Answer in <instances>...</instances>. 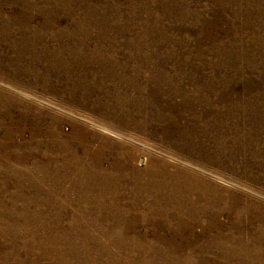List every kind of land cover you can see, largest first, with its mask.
<instances>
[{
    "label": "rangeland",
    "instance_id": "obj_1",
    "mask_svg": "<svg viewBox=\"0 0 264 264\" xmlns=\"http://www.w3.org/2000/svg\"><path fill=\"white\" fill-rule=\"evenodd\" d=\"M214 115L264 138V0H0V264H264V158Z\"/></svg>",
    "mask_w": 264,
    "mask_h": 264
},
{
    "label": "bare ground",
    "instance_id": "obj_2",
    "mask_svg": "<svg viewBox=\"0 0 264 264\" xmlns=\"http://www.w3.org/2000/svg\"><path fill=\"white\" fill-rule=\"evenodd\" d=\"M32 4V3H31ZM35 8V7H34ZM30 9V8H29ZM96 15V14H95ZM106 21H108V20H106ZM78 22V21H77ZM82 23V22H81ZM80 23V24H81ZM100 23V22H99ZM102 23V22H101ZM141 23V22H140ZM15 24H17V23H15ZM103 24V23H102ZM112 24V23H111ZM194 24V23H193ZM98 25V24H97ZM96 25V26H97ZM207 25H208V23H207ZM9 26V25H8ZM100 26V25H99ZM103 26V25H102ZM104 27V26H103ZM112 27V26H111ZM123 28V27H122ZM203 28V27H202ZM6 29V28H5ZM79 29V28H78ZM95 29V28H94ZM37 30V29H36ZM77 30V29H76ZM86 30V29H85ZM124 30V29H123ZM81 32V31H80ZM14 35V34H13ZM75 35V34H74ZM75 37V36H74ZM83 37V36H82ZM33 39H34V37H33ZM86 39V38H85ZM24 41V40H23ZM39 42V41H38ZM30 43H31V41L30 42H28V43H25L27 46H29L30 45ZM35 43V42H34ZM82 43V42H81ZM24 44V45H25ZM33 46L34 45H36V47H37V43H35V44H33V43H31ZM216 46V45H215ZM47 47V46H46ZM63 48V47H62ZM50 49L51 48H44V52H46V51H50ZM65 49V48H64ZM68 49H70V48H68ZM76 49V48H75ZM113 49V48H112ZM116 49V48H115ZM32 50V49H31ZM70 50H72V49H70ZM110 50V49H109ZM135 50V49H134ZM52 51H53V49H52ZM60 51V50H59ZM102 51V50H101ZM55 52V51H54ZM76 52V51H75ZM112 52V51H111ZM110 52V53H111ZM51 53H53V52H51ZM70 53V52H69ZM124 53V52H123ZM128 53V52H127ZM184 53H185V51H184ZM41 54V53H40ZM61 54H62V52H61ZM77 54V53H76ZM107 53H105V55H106ZM113 54V53H112ZM120 54V53H119ZM162 54H163V52H162ZM166 54V53H165ZM187 54V53H186ZM192 54V53H191ZM45 55V54H44ZM68 55V54H67ZM118 55V54H117ZM116 55V56H117ZM122 55V54H121ZM164 55V54H163ZM190 55V54H189ZM23 56V55H22ZM21 56V57H22ZM25 56V55H24ZM48 56H50V57H53L54 59L56 58V57H58L57 55H48ZM59 56H60V54H59ZM62 56V55H61ZM115 56V55H114ZM20 57V58H21ZM63 57H65V56H63ZM76 57V56H75ZM89 57V56H88ZM34 58V57H33ZM86 58V57H85ZM84 58V59H85ZM126 58V57H125ZM156 58V57H155ZM166 58V57H165ZM189 58V57H188ZM199 58V57H198ZM38 59V58H37ZM46 59V58H45ZM49 59V58H48ZM47 59V60H48ZM70 59V58H69ZM69 59H67V60H69ZM102 59V58H101ZM117 59H119V58H117ZM179 59H181V58H179ZM23 60V59H22ZM39 60V59H38ZM52 60V59H51ZM62 60H63V58H62ZM72 60V59H71ZM70 60V61H71ZM85 60H87V59H85ZM114 59H112V61H113ZM122 60V59H121ZM176 60V59H175ZM36 61V60H35ZM74 61H76L78 64H84V60H83V57H81V58H79V56H78V59L77 60H75L74 59ZM110 61V60H109ZM117 61V60H116ZM160 61V60H159ZM24 62V61H23ZM41 62V61H40ZM44 62V61H43ZM58 63V62H57ZM65 63H66V61H65ZM64 63V64H65ZM92 63V62H91ZM120 63V62H119ZM154 63V62H153ZM50 64V63H49ZM54 64H56V63H54ZM93 64V63H92ZM121 64V63H120ZM124 64V63H123ZM164 64V63H163ZM101 65V64H100ZM105 65H107L106 63H105ZM63 66V65H62ZM112 66V65H111ZM121 66H123V65H121ZM71 67V66H70ZM113 67V66H112ZM124 67V66H123ZM72 68V67H71ZM92 68V67H91ZM98 68V67H97ZM58 69V68H57ZM63 69V68H62ZM83 69V68H82ZM104 69H105V67H104ZM117 69V68H116ZM119 69V68H118ZM144 69V68H143ZM157 69H159V68H157ZM164 69H166V68H164ZM43 70H44V66H43ZM80 70V69H79ZM110 70V69H109ZM155 70V69H154ZM49 71V70H48ZM53 71V70H52ZM106 71V70H105ZM164 71H166V70H164ZM100 72V71H99ZM144 73V72H143ZM142 73V74H143ZM168 73V72H167ZM216 73V72H215ZM56 74V73H55ZM83 74V73H82ZM106 74V73H105ZM109 74V73H108ZM122 74V73H121ZM217 74V73H216ZM107 75V74H106ZM135 75V74H134ZM166 75V74H165ZM95 76V75H94ZM97 76V75H96ZM119 76V75H118ZM144 76V75H143ZM91 78V77H90ZM174 78V77H173ZM141 80V79H140ZM153 81V80H152ZM157 81V80H156ZM97 82V81H96ZM110 82V81H109ZM139 82V81H138ZM161 82V81H160ZM206 82V81H205ZM229 82V81H228ZM228 82H227V84H228ZM73 83V82H72ZM100 83V82H99ZM116 83V82H115ZM223 83V82H222ZM113 84V83H112ZM130 84V83H129ZM142 84V83H141ZM161 84V83H160ZM203 84V83H202ZM207 84V83H206ZM93 85H95V84H93ZM114 85V84H113ZM171 85V84H170ZM222 85V84H221ZM225 85H226V83H225ZM103 86V85H102ZM150 86V85H149ZM206 86V85H205ZM223 86V85H222ZM112 86L110 85V88H111ZM124 87H126V86H124ZM146 87V86H145ZM84 87H82V89H83ZM98 88V87H97ZM102 88V87H101ZM104 88H105V86H104ZM114 88V87H113ZM135 88V87H134ZM213 88V87H212ZM248 88V87H247ZM117 89V88H116ZM139 89V88H138ZM166 89V88H165ZM173 89V88H172ZM171 89V90H172ZM96 90V89H95ZM105 90V89H104ZM170 90V91H171ZM175 90V89H174ZM119 91V93H120V90H118ZM126 91V90H125ZM166 91V90H165ZM206 91V90H205ZM244 91V90H243ZM114 92V91H113ZM116 92V91H115ZM198 92V91H197ZM74 93H76V92H74ZM117 93V92H116ZM134 93V92H133ZM250 93V92H249ZM96 94V93H95ZM100 94V93H99ZM179 94V93H178ZM69 95V94H68ZM117 95V94H116ZM100 96V95H99ZM104 96V95H103ZM114 96V95H113ZM132 96V95H131ZM130 96V97H131ZM145 96V95H144ZM106 97H108V96H106ZM123 97V96H122ZM238 97V96H237ZM124 98H126L125 96H124ZM138 98V97H137ZM168 98V97H167ZM246 98V97H245ZM166 99V98H165ZM100 100V99H99ZM102 100V99H101ZM143 100V99H142ZM146 100V99H145ZM145 100H143V101H145ZM169 100V99H168ZM76 101V100H75ZM80 101H82V100H80ZM97 101H98V99H97ZM205 101V100H204ZM245 101V100H244ZM96 102V101H95ZM134 102V101H133ZM141 102V101H140ZM167 102V101H166ZM207 102V101H206ZM210 102V101H209ZM113 103V102H112ZM111 103V104H112ZM120 103V102H119ZM195 104V103H194ZM203 104H204V102H203ZM165 105V104H164ZM169 105V104H168ZM208 105V104H207ZM213 105V104H212ZM108 106V105H107ZM118 106V105H117ZM161 106V105H160ZM126 107V106H125ZM166 107V106H165ZM202 107V106H201ZM210 107V106H209ZM105 108V107H104ZM131 108V107H130ZM206 108V107H205ZM249 108V107H248ZM132 109V108H131ZM140 109V108H139ZM213 109V108H212ZM216 109V108H215ZM142 110V109H141ZM162 110V109H161ZM249 110V109H248ZM126 111H127V109H126ZM147 111V110H146ZM151 111V110H150ZM240 111V110H239ZM238 111V112H239ZM128 112V111H127ZM135 112V111H134ZM141 112V111H140ZM145 112V111H144ZM171 112V111H170ZM219 112V111H218ZM247 112V110H244L243 111V115L245 116V114H247L246 113ZM120 113V112H119ZM119 113H118V115H119ZM227 113V112H226ZM237 113V112H236ZM106 114V113H105ZM123 114V113H122ZM148 114V113H147ZM151 114V113H150ZM229 114V113H228ZM233 114V113H232ZM113 115V114H112ZM145 115V114H144ZM152 115H154V114H152ZM164 115V114H163ZM170 115V114H169ZM184 115V114H183ZM221 115V114H220ZM219 115V116H220ZM236 115V114H235ZM234 115V116H235ZM122 116V115H121ZM130 116V115H129ZM141 116H143V114L141 115ZM149 116V115H148ZM218 115H214L213 117H212V122H209L208 124H207V127L208 128H210V135L211 136H213V137H211V138H213V140H218V142L216 141V144H215V147L214 148H212V147H210V148H205L206 150H208L209 152V154H211V155H216V156H218L221 160H223V161H226V162H229V163H231L230 165L231 166H233L234 168H236L237 170H239V171H241V172H245V173H247V174H256V176H257V173H260L261 174V171H259V165H258V163H259V159H261V157L262 158H264V154H258L257 152H262V153H264V138L262 137V139H261V141L259 142V143H252L251 142V137L249 138L248 137V135H247V137H245V136H242V134H240V131L242 130V128H240L239 126H234L233 127V130H232V133L231 132H228V131H226V128L228 127V125H229V122H221V121H219L218 119L221 117H219ZM240 116V115H239ZM255 116V115H254ZM113 117V116H112ZM134 117V116H133ZM166 117V116H165ZM169 117V116H168ZM182 117V116H181ZM117 118V117H116ZM146 118V117H145ZM180 118V117H179ZM222 118V117H221ZM261 118V117H260ZM132 119V118H131ZM167 119V118H166ZM223 119V118H222ZM264 119V118H263ZM118 120H119V118H118ZM145 120V119H144ZM143 120V121H144ZM184 120V119H183ZM126 121V120H125ZM133 121V120H132ZM146 121V120H145ZM148 122H150L149 124H165V119H162L160 116H157V115H154L152 118H150V119H148L147 120ZM180 121V120H179ZM223 121V120H222ZM136 122V121H135ZM190 122V121H189ZM128 123V122H127ZM131 123V122H130ZM141 123V122H140ZM143 123V122H142ZM184 123V122H183ZM232 123V122H231ZM249 123V122H248ZM145 124V123H144ZM186 125V124H185ZM232 125V124H231ZM243 125H246V127H247V123L245 122V124H243ZM176 126V125H175ZM184 126V125H183ZM170 127V126H169ZM181 127V126H180ZM134 128V127H133ZM161 128V127H160ZM171 128V127H170ZM173 128V127H172ZM145 129V128H144ZM247 129V128H246ZM137 130V129H136ZM139 131V130H138ZM161 131V130H160ZM156 132V131H155ZM174 136L172 135V134H169L168 132H167V130H166V134H168V135H170V136H173L174 138H176L179 142H180V145L182 146V148L183 149H191L193 146H199L200 144H199V137H198V134H197V132H196V129L195 128H191V127H188V126H185V127H182V128H180V129H174ZM146 133H148V132H146ZM234 133V134H233ZM149 134V133H148ZM153 135V134H152ZM157 135H158V132H157ZM164 135V134H163ZM154 136V135H153ZM156 136V135H155ZM165 136V135H164ZM167 136V135H166ZM172 141H174V140H172ZM171 141V142H172ZM253 145L258 151L256 152V153H254L253 151V149H252V147H251V145ZM182 149V151H184ZM255 154H257V156H255ZM195 156V155H194ZM259 156V157H258ZM177 157V156H176ZM174 158V157H173ZM181 161V160H180ZM188 164V163H187ZM95 165V164H94ZM192 165V164H191ZM94 167V166H93ZM263 167V166H262ZM97 169H99V168H97ZM104 170V169H103ZM263 170V169H262ZM91 171V170H90ZM264 171V170H263ZM104 173V172H103ZM93 174L94 175H99V174H101L100 173V171L99 170H94L93 171ZM103 175V174H102ZM112 176V175H111ZM255 176V177H256ZM262 176H263V174H262ZM98 177V176H97ZM96 177V178H97ZM107 178H110L109 176H106ZM147 177V176H146ZM112 178V177H111ZM116 178V177H115ZM118 178V177H117ZM98 179V178H97ZM108 180H111V179H108ZM257 180V179H256ZM95 181V180H94ZM99 181V180H98ZM97 181V182H98ZM172 181V180H171ZM254 181V180H253ZM96 182V183H97ZM111 182V181H110ZM112 183V182H111ZM260 183V182H259ZM262 183V182H261ZM110 184V183H109ZM106 185V184H105ZM113 185V184H112ZM196 185V184H195ZM213 185V184H212ZM135 186V185H134ZM120 187V186H119ZM138 188V187H137ZM103 189V188H102ZM106 189V188H105ZM108 189V188H107ZM134 189H136V188H134ZM139 189V188H138ZM142 192V191H141ZM125 193V192H124ZM186 193V192H185ZM196 193H199V192H196ZM218 193H219V191H218ZM142 195V194H141ZM140 196V195H139ZM208 196V195H207ZM142 197V196H141ZM212 198H214V197H212ZM139 199V198H138ZM138 199L136 200V201H138ZM211 200V199H210ZM217 200V199H216ZM220 202V201H219ZM137 203V202H136ZM123 204V203H122ZM211 204V203H210ZM118 205V204H117ZM126 206V205H125ZM133 207V206H132ZM122 208V207H121ZM215 208V207H214ZM219 208V207H218ZM217 209V208H216ZM221 209V208H220ZM138 210V209H137ZM213 210V209H212ZM225 210V209H224ZM223 211V210H222ZM203 212V211H202ZM212 213V212H211ZM220 213V212H219ZM217 214V213H216ZM262 214V213H261ZM205 215V214H204ZM237 215V214H236ZM162 217V216H161ZM208 218V217H207ZM213 218V217H212ZM248 218V217H247ZM246 218V219H247ZM209 219H210V216H209ZM220 219V218H219ZM212 220V219H211ZM226 220V219H225ZM224 220V221H225ZM236 221H237V219H236ZM221 222V221H220ZM245 222V221H244ZM237 223V222H236ZM210 224H212V223H210ZM214 224V223H213ZM232 225V224H231ZM206 226V225H205ZM207 227V226H206ZM233 227V226H232ZM211 228H214V227H211ZM212 230V229H211ZM212 235V234H211ZM133 241H131V242H133V243H136V242H138L137 240L135 241V239H132ZM166 241V243H167V239H165ZM171 240V239H170ZM135 241V242H134ZM130 242V241H129ZM151 243V244H150ZM149 244L150 245H148V246H146L147 248H148V250L149 251H147V252H149V253H153V254H157V256L159 257V258H161V256L163 255L162 254V252H164V250L168 247V246H166L165 244L166 243H160L161 245H162V247L160 248V249H157V250H153L154 248H152V246H153V243L152 242H150ZM169 244V243H168ZM130 246V245H129ZM134 246V245H133ZM142 246V245H141ZM137 248V247H136ZM138 248H139V246H138ZM169 248H170V246H169ZM141 249V248H140ZM139 249V250H140ZM173 250H171V251H175L176 249H178L176 246H174V248H172ZM138 250V249H137ZM169 250V249H168ZM138 252H141V251H138ZM176 252V251H175ZM144 253H145V250H144ZM210 258H209V256H207V258L205 259L206 261H208ZM177 260V259H176ZM154 262H157L158 264H175L174 262H176V261H172V262H168L166 259H161V260H158V261H155L154 260ZM177 263H179L178 262V260H177ZM182 263V262H181Z\"/></svg>",
    "mask_w": 264,
    "mask_h": 264
}]
</instances>
